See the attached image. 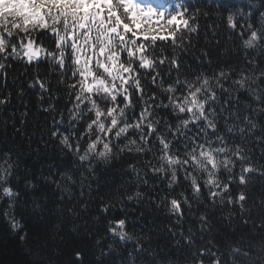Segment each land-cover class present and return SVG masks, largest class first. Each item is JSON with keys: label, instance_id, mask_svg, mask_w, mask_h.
Wrapping results in <instances>:
<instances>
[{"label": "snow or ice", "instance_id": "6c2138e0", "mask_svg": "<svg viewBox=\"0 0 264 264\" xmlns=\"http://www.w3.org/2000/svg\"><path fill=\"white\" fill-rule=\"evenodd\" d=\"M221 24L233 47L214 57L198 46L219 45ZM29 90L44 130L27 143L46 168L22 178L21 155L0 149V216L29 264H264V0H0V110L19 98L4 125L20 135ZM125 160L136 187L120 210L147 201L162 232L113 218L111 200L91 211Z\"/></svg>", "mask_w": 264, "mask_h": 264}, {"label": "trees", "instance_id": "16d2710c", "mask_svg": "<svg viewBox=\"0 0 264 264\" xmlns=\"http://www.w3.org/2000/svg\"><path fill=\"white\" fill-rule=\"evenodd\" d=\"M243 2V0H241ZM213 23L219 24L220 21L217 17L212 16L207 21L201 20V29L203 31H208L211 35V29L207 25ZM219 36V45H216L213 42H206L203 36H201L200 43L198 47H208L215 57L217 56L218 51L223 52L224 49H231L233 47V41L227 38L228 34L224 29V26H221L217 29ZM191 61V57L189 58ZM231 62H238L242 65V57L236 53L230 58ZM12 76L9 78V84L11 86L12 78L18 76L23 68L17 66L14 69L10 70ZM43 71V69H41ZM26 79V77H21V80ZM25 100L29 102V107L31 109V115L28 118L27 125H20L17 123V127H20L24 130L25 134L20 135L16 133L11 125L8 123L5 127L4 122L8 121L12 115L14 109H19L20 101L19 98L13 100V103L8 106L7 111L0 110V149L11 148L15 152L21 155V177L25 175L31 177L33 174L38 175L41 168H46V161L43 158V154L37 156L29 147L27 143V136L31 135L33 137V147L36 146V142L39 139L38 133L44 130V115L41 114L36 108V98L33 90H29V94L25 97ZM16 115H19V112H16ZM259 159V156L257 155ZM136 185L130 181V173L128 172V161L117 162V166L111 168L110 171L101 174V180L99 185L94 184V191L92 194V208L91 211L93 214L97 212V205L101 200H111L113 203L117 204L115 208L112 209V217L119 218L124 215H127L131 224H135V230L139 231L140 226L144 225L145 220L150 221L149 225L146 227H151L154 225L160 232L163 231L168 220L166 215L160 211L154 209L147 201L141 205H130L125 212H122L119 207V199L121 192H128L134 190ZM251 194L253 196L260 195L261 183L257 181L255 184L250 186ZM20 189L22 191L23 185L20 184ZM141 190L144 191L148 196L153 195H163L166 189L161 184L159 187V192H156L154 185L149 184L146 187H141ZM50 194L41 192L39 195ZM136 209V210H133ZM144 213V219H140V213ZM23 216L22 222H24L29 230H34L36 226V220L30 216L23 214L21 211H18V218ZM100 227L101 233H103V226ZM159 234V233H157ZM91 246V242H89ZM63 244L56 240L54 242V252L53 257L54 261H64L67 259V252L62 251ZM0 264H29V257L26 253V246L21 244L18 238L13 235L8 228L7 222L0 216Z\"/></svg>", "mask_w": 264, "mask_h": 264}]
</instances>
